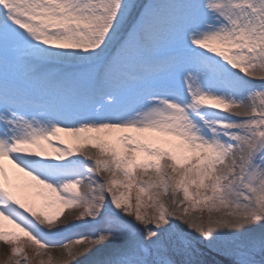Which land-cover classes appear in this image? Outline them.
<instances>
[{
  "label": "snow or ice",
  "instance_id": "1",
  "mask_svg": "<svg viewBox=\"0 0 264 264\" xmlns=\"http://www.w3.org/2000/svg\"><path fill=\"white\" fill-rule=\"evenodd\" d=\"M0 244L264 264V0H0Z\"/></svg>",
  "mask_w": 264,
  "mask_h": 264
},
{
  "label": "rangeland",
  "instance_id": "2",
  "mask_svg": "<svg viewBox=\"0 0 264 264\" xmlns=\"http://www.w3.org/2000/svg\"><path fill=\"white\" fill-rule=\"evenodd\" d=\"M68 143H70V142H68ZM165 146H167V145H165ZM137 155H141V154L138 153ZM134 194L135 193L133 192V195ZM64 212H65V215L68 216L69 218H71L74 215V212L70 209H65ZM61 219H63V217ZM3 251H4V245L0 244V253H2ZM53 251H54V253L59 254L61 249H54ZM2 258H3L2 255H0V259H2Z\"/></svg>",
  "mask_w": 264,
  "mask_h": 264
},
{
  "label": "bare ground",
  "instance_id": "3",
  "mask_svg": "<svg viewBox=\"0 0 264 264\" xmlns=\"http://www.w3.org/2000/svg\"><path fill=\"white\" fill-rule=\"evenodd\" d=\"M137 135H162V134H137ZM61 136L65 139V141H68L70 142L71 144H74L75 141H73L72 137L67 135V134H64V133H61ZM167 139H173L171 137H167ZM7 163V162H6Z\"/></svg>",
  "mask_w": 264,
  "mask_h": 264
}]
</instances>
